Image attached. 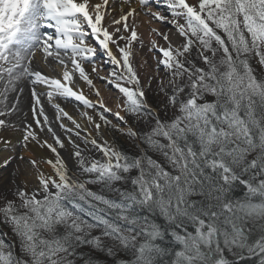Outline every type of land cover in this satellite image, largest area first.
<instances>
[{"label":"snow or ice","instance_id":"1","mask_svg":"<svg viewBox=\"0 0 264 264\" xmlns=\"http://www.w3.org/2000/svg\"><path fill=\"white\" fill-rule=\"evenodd\" d=\"M153 3L162 10L153 11ZM133 4L170 24L177 36L174 42L169 33L151 29L164 44L150 40L149 52L160 55H154L155 71L146 78L136 67V45L143 47L144 41ZM108 6L109 0H0V97L6 101L9 92L22 93L19 83L30 81L35 127L25 124L21 146L40 144L46 133L52 143L40 146L54 157L44 162L51 173L29 159L36 170L32 179L24 178L13 199L0 197V224L11 228L20 249L17 254V241H7L0 231V264H77L84 255L78 249L85 245L113 254L102 237L129 254L118 264H233L226 251L237 258L258 256L264 264V71L258 75L253 67L255 62L264 69V0H122L118 18ZM98 52L112 66L107 77L97 70ZM37 61L50 72L33 67ZM92 74L122 94L117 111L102 98L94 103L78 87L77 81L83 82L100 97ZM153 82L165 97L163 110H175L172 117L162 119L148 105L146 89ZM37 85L45 87L49 102L58 97L82 104L86 110L80 116L100 135L93 137L57 103L62 139ZM15 111V104L5 105L0 116ZM109 113L125 125L126 117L146 121L148 131H119L142 138L166 164L145 152L128 155L104 139V127H119ZM7 127L0 119V128ZM65 140L74 149L75 170L58 151ZM89 145L100 159L83 154ZM117 182L130 188L115 187ZM238 184L245 188L242 198L232 196ZM88 185H100L101 191ZM93 229L101 235L91 236Z\"/></svg>","mask_w":264,"mask_h":264},{"label":"bare ground","instance_id":"2","mask_svg":"<svg viewBox=\"0 0 264 264\" xmlns=\"http://www.w3.org/2000/svg\"><path fill=\"white\" fill-rule=\"evenodd\" d=\"M96 2H99V0H96ZM109 6L110 7H108V10L111 11V13L114 17L118 18L119 15L121 14L122 0H109ZM133 6L137 7L138 15L135 18L136 19V27H137L138 34L141 36V38L144 41V47H143L144 50L151 46L150 40L153 38H156L158 40L159 44H164L163 40H160L158 37H155V34L152 33V31H151L152 28H157L161 32L169 33L170 38L174 42L177 41V36H174V38H173L172 32L170 30V26H171L170 24L158 23L157 21L153 20L150 16L143 15L144 11L141 10L136 4H133ZM123 8L126 11L128 10L127 5H124ZM161 10L162 9L160 8L159 11H161ZM163 14L169 15L166 9L163 10ZM130 22H131V18H130ZM154 55L158 56L160 54L158 52H155V53L151 52L150 53V58L152 61H154L153 65L155 66V60L153 58ZM148 58L149 57H147L146 55H144L142 57V54L139 51H137L136 61L138 62V65L141 67L142 72L145 74H148L150 71L149 65L147 63L146 64L144 63L146 60H148V61L150 60ZM33 67H35L37 70H42L38 66V64H36V63H34ZM86 67L88 68L89 71H91V66H86ZM43 69H45V70H42L45 72V74L49 73L46 71L45 65H43ZM161 75L163 76V72H161ZM92 78H93V80L97 79L95 74H92ZM77 85L80 89L83 90L85 95H87L89 98H91V95H96L95 92L91 88L87 87L83 82L77 81ZM3 86H4V81L0 80V90L3 89ZM110 86L112 87L113 85H109V84L105 83V81H104V83L101 84V86H100V84L96 85V88H98L100 90V97L103 99L104 103L106 105L112 106L116 100L114 98V93H116V92L113 93V90H116L118 94H120V93L117 89H115V87L111 88ZM18 87L23 88L22 93H20L18 91L17 92H9L6 101L4 100L3 97H0V110H4L5 105H7L8 108H11L12 105L15 104L16 111L13 112L11 115L3 116V117L5 119L11 118L12 122H14V124L17 126L16 127L17 129H15V130L8 127L9 130L7 132L0 133V167L4 166L3 167L4 169H2L0 171V173H1L0 174V180L4 179L5 181H7L8 178L12 177V175L9 174V170H6V169H8V168H6V166L13 164L15 166H12V167L16 168V172L18 174V177L20 178V180H23L25 182L24 178L27 177L28 180H31L32 177L34 176L36 170L32 168V166L29 164L28 161L21 160L18 157L19 153H20V149H18L14 153L13 150L9 151V149L6 147L7 143H9V142L15 143L20 137H22L23 128H24L25 124H28V123L33 121V115L31 112V107L33 104V98L31 96L32 85H31L30 81H21L19 83ZM37 87H39L42 91H46L44 86L37 85L36 86L37 93H39ZM40 95L45 96L43 93ZM16 97L19 98L18 102L16 100ZM91 100L93 101V99H91ZM45 105L46 106L43 105V107L45 109V113L48 115L49 121L53 123V127L56 129L57 134H58L60 129L58 126L55 125V122H54L55 117L53 116V112L51 111L50 107H48L49 105L47 103ZM67 108H68V110H67L68 113L72 114L73 117L76 118L82 124V126H86L87 130L89 132L93 131L94 133H97L93 129V127H92V129H89L90 128L89 126H92V125L87 124L85 119L80 116V113L82 111L86 110L82 106V104H76L72 107H69L67 105ZM88 111L91 114V110H88ZM45 135H47V134L41 133L40 144H37V142H35V141L30 142L26 149L28 150L29 154L34 156V159L37 160L38 163L44 165V169L47 171L49 166L44 163L45 162L44 159H48V158L50 159L51 158V152L46 147H42L40 145L43 143L44 140H48L49 143H51V141L48 138H46ZM102 135L106 139H108V140L110 139V133L108 131L107 126L104 127V131H103ZM12 153H14V154H12ZM13 155H15L16 157L12 158ZM5 160L8 161L7 165L4 164Z\"/></svg>","mask_w":264,"mask_h":264},{"label":"rangeland","instance_id":"3","mask_svg":"<svg viewBox=\"0 0 264 264\" xmlns=\"http://www.w3.org/2000/svg\"><path fill=\"white\" fill-rule=\"evenodd\" d=\"M108 7H110V6H108ZM151 7H152L153 11H159L160 10V8L155 3H153L151 5ZM124 11H126V10H124ZM143 15H145L144 12H143ZM170 30H171L173 38H174V36H176L175 35V29L172 26H170ZM143 47H140V45H136V50L139 51L142 54V57L144 55L149 57L148 59H150V60L149 61L146 60L147 64L149 65V70H150L149 72H154L155 71V66L153 65L154 61H152L151 58H150V53L151 52H149V50H148L149 48H146L144 50ZM106 60H107V58L104 55H102L100 52H98L97 58H96L97 70L99 72V75L103 76V77H107L109 75V73L111 71V67H112L111 65L106 63ZM41 63L43 64L42 61H37L36 62V64H38V66L42 70H45V69H43V65L44 64L42 65ZM136 67L138 68L139 74L141 75L142 78H146L148 76V74H145V73L142 72L141 67L138 65L137 61H136ZM46 71L50 72V69L47 66H46ZM93 81H94L95 86L98 85V84H100V86H101V84L104 83L103 80L98 79V78L96 80H93ZM166 81H167V78L165 77V82ZM112 87H114V86H112ZM37 88H38V92H39L38 94H42V93L44 94L45 93V91H42L39 87H37ZM114 92H116V93H114ZM113 93H114V98L116 100H115V102H114V104L112 106L107 105V107H110L112 109V111L115 112V111H117L116 105L119 104V103H123V99L124 98L122 97V94H118L116 90H113ZM146 96H147L148 105L151 108H153L154 110L160 112V115H162V114H170V115L172 114L173 115L175 110L169 109L167 112H165L163 110L165 97H164V95L162 93H160L158 91L157 85H156L155 82H153L152 87H151L150 90L146 89ZM100 98L101 97H97L96 95H91V98H89V99H93V102L95 103ZM41 102H42V104L44 106H46L45 105L46 103L49 105L48 107H50L51 111L53 112V116L54 117L57 115L56 109L54 108V104H57V103L60 104L61 107L65 109V111L68 110L67 105L69 107H72V106H74L76 104H80L79 102H76L74 100H65L63 98H58V97L54 98L53 101L49 102L47 100L46 96H43V95H41ZM70 115H72V114H70ZM121 115H124L123 111H121ZM108 118L112 121V124H116V125L119 126L116 129L112 128L111 125L107 126L108 131L110 133V139L109 140L107 139L109 141V143L115 145V147L118 150H121L120 149L121 148V144H122L123 141H125L124 143L129 144V146L131 145L132 148L131 147L130 148L128 147V148L131 150L130 152H133V154H136V156H140L142 152L146 153L145 148L143 147V145L140 144V142H141L140 138L130 137V136H128L126 134V131L125 132L119 131V128H123V129L126 130L128 127H131L135 131H137L138 128H140L141 130H147L146 121L138 120L136 118H131L130 119V118L126 117V119H128V124L125 125V124L119 122L116 118H114L111 113L108 114ZM0 119H5V118L3 116H0ZM5 120L9 124V127L11 129H13V130L17 129L16 128L17 126L14 124V122H12L11 118L10 119H5ZM54 122H55V125L58 126V124L55 121V119H54ZM63 122L65 124H67L69 127H72L71 123L66 118L63 120ZM134 122L135 123L137 122L138 125L135 124ZM30 123H33V121L30 122ZM13 125L15 127H13ZM33 127H35L34 123H33ZM89 127H90L89 129H92V126H89ZM8 130H9L8 127L7 128H0V133L7 132ZM87 132H89V131L87 130ZM58 134L61 135L62 139H64V134H63V130L62 129L59 130ZM85 135H86V132L85 131H81V137H84ZM98 135H100V134L94 133V132L92 133L93 137H97ZM45 137L48 138L51 141V143H52V138L48 134L45 135ZM103 138L106 139L104 136H103ZM72 140L75 141L76 144L80 145V147L82 149L85 148V145H84L82 139H77V137L73 135L72 136ZM21 144H22V137H20L15 143L14 142L7 143L6 147L9 149V151L13 150L14 153L18 149H20V153H19L18 157L23 156L24 157V161H29V159H34V156L29 154L28 150L26 148H23L21 146ZM135 144H137L138 146H136ZM65 145H66V147L64 149H58V151H60L61 157L66 161L69 169L75 170L76 163H75V159L72 157V152L74 151V149L72 148V146L70 144H68L67 140H65ZM14 153H12V154H14ZM156 153H158V152H156ZM83 154L86 157H91L92 159H100L101 155H102L101 153L96 152L95 150H92L90 145H89V148ZM153 154L154 153H151V154L147 153V155L151 156L154 160H157L158 162H160L159 158L161 157V154L158 153L159 157L157 156V154L156 155H153ZM14 157H16V156L13 155L12 158H14ZM53 158H54L53 154L51 153V158L50 159H53ZM44 160L46 161L47 159H44ZM163 164H166V163H163ZM12 166H15V165L10 164V165L6 166V168H8L6 170H9V174L12 175V177L8 178L7 181H5L4 179L0 180V197H7V199H9V200L13 199L14 192H15L17 186L22 185L24 183V181L20 180V178L18 177V174L16 172V168H13ZM3 167H0V171L2 169H4ZM47 172L51 173L52 169L49 167ZM83 178L86 179L87 177H83ZM32 187H34V184H29V188H32ZM0 231H2L3 233H7L6 240L17 241V237L13 234V232H12L10 227H6V226H3L2 224H0ZM17 244H19L18 241H17ZM225 256L230 261H233V264H234V259L237 258V257H234L232 255V253L229 252V251L225 252ZM249 256H251V255H249ZM256 257H258V256H256ZM256 260H257L256 263L259 264V257L256 258Z\"/></svg>","mask_w":264,"mask_h":264},{"label":"trees","instance_id":"4","mask_svg":"<svg viewBox=\"0 0 264 264\" xmlns=\"http://www.w3.org/2000/svg\"><path fill=\"white\" fill-rule=\"evenodd\" d=\"M253 67L255 68L256 73L258 75L262 71H264V69H262L255 62H253ZM172 116H173L172 114L171 115L170 114H162L161 118L164 119L165 117H172ZM135 124H137V122ZM148 130H149V128L147 126V130H141L140 128H138L137 132L142 133V132L148 131ZM140 140H141L140 144L143 145V147L145 148L146 153H150V154L154 153L153 155L157 154V156L159 157L158 153H156L155 151L150 150L147 147V145L142 142V138H140ZM124 142L125 141H123L122 144H121V148H120L121 151L125 152L128 155L136 156V154H133V152H130L131 150L129 148L131 147V145L129 146V144L124 143ZM135 145L138 146L137 144H135ZM159 159H160V163H162V164L166 163V161L164 160L162 155H161V157ZM135 175H136V171H133L131 173V176H135ZM88 187L94 192H100L101 191L100 185H88ZM115 187H118V188H121V189H125V188H130V184H124V183L117 182ZM105 194L108 195L110 198L118 199V195L116 193H105ZM244 195H245L244 186L238 184L235 187V189L233 190L232 196L233 197L242 198ZM193 199H201V197H193ZM85 218L87 219V217H85ZM156 220H157L158 223H161V224L164 223V220H163L162 217L157 216ZM3 226H5V225H3ZM6 227H8V226H6ZM100 235H101V229H93L92 232H91V236H100ZM171 240H172L171 236L170 235L167 236L165 241H163L164 246L170 247L171 246L170 245V241ZM7 241H9V240H7ZM102 243L106 247L112 248L113 254L110 255L105 250L96 249L93 246L85 245V246H82L81 248L78 249V252H81L84 255H83V257L77 258V264H85V261L89 260V259L92 261V264H118V261H120V260H128V259H130L129 254L127 252H125L124 250H122L118 246V242H114V241H112L109 238L102 237ZM15 251L17 252V254L20 253L19 244H17V243H16ZM256 258H258V257L245 255L242 258H235L234 259V264H257L256 263L257 262Z\"/></svg>","mask_w":264,"mask_h":264}]
</instances>
